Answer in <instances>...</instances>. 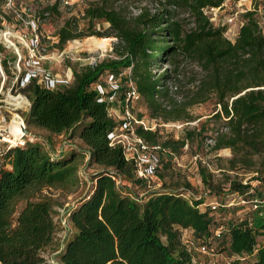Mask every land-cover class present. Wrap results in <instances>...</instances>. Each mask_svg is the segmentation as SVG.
Returning <instances> with one entry per match:
<instances>
[{
	"label": "trees",
	"instance_id": "trees-1",
	"mask_svg": "<svg viewBox=\"0 0 264 264\" xmlns=\"http://www.w3.org/2000/svg\"><path fill=\"white\" fill-rule=\"evenodd\" d=\"M114 1L102 0L90 6L86 15L109 22L121 43L118 58L76 70L69 84L50 87L37 74L21 79L22 91L31 102L27 122L53 134H77L87 146L89 163L101 167L92 175L91 190L69 212L73 235L57 263L45 257L44 250L54 243L57 230L54 203L46 191H71L77 186L74 153L53 154L39 141L0 149V264H199L181 239L183 229H191L198 242H209L210 252H215L212 239L226 226L220 218L227 209L217 218L199 209L203 198L187 199L162 190L140 197L125 191L123 180L134 184L144 180L137 176L136 165L126 158L123 147L112 144L109 138L120 124L110 112L115 105L111 99L120 95L121 104H129L127 91L133 86L154 115L180 117L182 111L169 114L163 104L169 98L166 84L171 75L167 69L156 75L154 69L164 61L172 62L175 68L185 60L200 66L203 76L189 104L215 99L219 108L215 117L222 126L216 129L212 149L229 148L232 156L226 169L240 170L249 177L246 184L232 181L230 190L249 194L251 200L264 196V189L258 191L251 185L253 180L264 182V31L259 7L244 14V24L231 40L224 28L204 13L206 6H219L223 0H163L162 9L144 11L132 21ZM57 10L56 3L45 8L46 12ZM179 10L192 18V28L187 29L177 18ZM76 29L75 22L66 21L58 33V46L82 36H109ZM4 65L9 72L8 62ZM127 68L130 74L124 77ZM105 73L133 85L101 92L98 82ZM1 80L0 76V85ZM136 133L171 153H180L187 141L161 140L157 131L142 124ZM7 161L11 168L6 167ZM200 174L203 181L212 175L204 167ZM226 223L220 237L226 238L229 264H264V203L257 209L251 207L245 218ZM259 237L262 243H258ZM256 247L251 260L234 258L251 254Z\"/></svg>",
	"mask_w": 264,
	"mask_h": 264
},
{
	"label": "rangeland",
	"instance_id": "rangeland-1",
	"mask_svg": "<svg viewBox=\"0 0 264 264\" xmlns=\"http://www.w3.org/2000/svg\"><path fill=\"white\" fill-rule=\"evenodd\" d=\"M102 0H85L74 6H65L61 0H17L16 6L21 11H27L30 15V26L20 22L13 16V9L9 8L5 0H0V14H6L7 21L0 24V28L11 27L20 37L11 39L15 46H7L6 42H0V134H7L9 122L15 113L22 118L27 130L24 135H31L37 141L45 144L46 148L53 154H65L69 156L74 153L75 164L78 166L79 181L71 191L61 189H51L46 191L52 198L55 210L56 233L54 243L44 250V255L51 262H58L60 251L67 240L73 235L74 227L69 219V212L81 197H83L93 186L92 175L101 170V167L90 164L87 148L80 141L77 134L66 132L63 134H53L49 131L29 124L26 113L30 108V100L22 91L24 86L21 82L22 76L26 81L28 74L39 76L40 81L52 79L57 85L69 84L74 80V72L87 65H94L98 61L106 58H118L121 50V43L115 31L110 27L109 22L89 18L86 10L90 6H97ZM165 1V0H164ZM163 0H116L114 6L119 8L123 15L129 20H134L136 16L144 11L155 13L162 9ZM58 4L57 12H46L49 5ZM259 7L258 18L261 28L264 31V0H231L226 2L217 14L211 19L216 26H221L225 30V36L235 40L241 26L244 24V14ZM45 17H42V16ZM177 18L182 20L185 27H193L192 18L185 11L179 10ZM75 22L77 31L88 33L98 31L108 33L109 36L100 37L96 34L82 36L68 40L63 47L58 46L59 31L66 24V21ZM19 33V34H18ZM26 34L22 39V35ZM100 38L98 40L97 38ZM4 62L9 64V72L6 71ZM169 70L171 77L167 81L169 88V98L163 100L164 106L169 110V114L175 110L182 111L179 118L175 114L154 115L144 100L138 95L129 98L127 91V102L123 106L120 102V95L115 99V105L110 109L112 116L119 122H125L128 113L132 118V126L136 129L142 122L149 130L158 132L161 140L186 139V144L181 148L180 153H171L168 149L161 147L160 165L156 174L143 179L142 184H134L126 180L122 181L124 190L145 197L153 190L172 191L183 194L187 199L203 198L204 202L198 205L199 209L209 211L217 218L221 217L222 210L224 216L220 221L225 223L231 219L245 218L251 208L249 194L239 193L230 190L232 181L248 183V175L240 170H228V159L232 156L229 148L213 150L214 136L216 129L222 126V122L215 117L218 111L215 99H210L204 103L190 105L189 102L196 91V86L203 76V72L197 62L185 60L178 68L172 62L164 61L158 68L154 69L155 74ZM130 74V68L124 69L122 76ZM101 90L105 93L112 89L133 85L131 81L124 83L120 77L111 79L109 73H105L101 81ZM23 96L26 101L20 105H15L9 101V96ZM184 110V111H183ZM11 129V128H10ZM9 129V130H10ZM191 134V137H190ZM28 136H24V139ZM0 149L7 150L14 146L1 140ZM3 162V161H2ZM12 165L7 161L6 167ZM207 168L212 175H208L203 181L200 168ZM121 183V182H120ZM191 186L188 188L187 184ZM264 182L259 180L251 181L254 189L262 191ZM254 189H251L253 191ZM242 199L246 203H242ZM218 202V209H212L211 204ZM233 202L234 205L227 206ZM227 204V205H226ZM223 228V227H222ZM222 235V234H221ZM193 238L194 233L191 235ZM218 237L212 239L215 252L203 253L193 251L195 260L199 264H227L228 253L224 249L226 238ZM263 242V238H258V243ZM208 244L207 242H204ZM220 244V246H219Z\"/></svg>",
	"mask_w": 264,
	"mask_h": 264
},
{
	"label": "built area",
	"instance_id": "built-area-1",
	"mask_svg": "<svg viewBox=\"0 0 264 264\" xmlns=\"http://www.w3.org/2000/svg\"><path fill=\"white\" fill-rule=\"evenodd\" d=\"M6 4L9 8L13 9V16L19 20L21 23L24 22L27 24V26H30V18L29 14L26 11H21L20 8L16 6L17 0H5ZM85 0H61V4L65 6H74L77 3H82ZM231 0H223L221 5L219 6H206L204 8V13L207 14L210 17V20L217 14V12L222 8L224 5H226V2ZM235 1V0H234ZM6 14H0V19L2 20L1 23L4 21H7ZM44 16V15H43ZM42 16V17H43ZM0 23V24H1ZM3 35L0 36V42L4 40L3 43L6 42L7 46H15V43L11 41V39L15 40V37H20V35H17L15 30L11 27L6 28H0V34ZM7 35V36H6ZM26 34H23L21 37L24 39ZM8 37V38H7ZM30 77V74L27 75V78ZM111 79H114L115 77L113 75H110ZM48 84L50 87L56 86V83L52 79H48ZM101 90V86H99ZM102 92V90H101ZM138 92L136 91L135 86L132 87V90L129 91V98H133L138 96ZM102 100V99H100ZM132 118L128 113V117L126 118L125 122L120 123L112 132L109 134V138L111 140L112 144H120L123 149L125 156L128 160H132L136 165V171L137 176L143 179H146L158 171L159 165H160V150L161 146L158 144H150L144 138L140 137L136 133V129L132 126ZM142 125L145 129H148L145 124L142 122ZM3 136V135H2ZM24 136H28L27 134H23ZM27 141H37V138L29 135L27 138L24 139V142L20 145H24ZM18 145V144H16ZM242 203H246L245 199H242ZM261 203H264V196L262 198H255L251 200V207L254 209H257ZM219 203L215 202L211 204L212 209H218ZM227 205V204H226ZM234 205L233 202L229 203L227 206ZM202 210V209H201ZM193 231L191 229H183L181 234V239L183 243L187 246V248L193 252V251H202L203 253H211L210 248L208 245L204 242H198L195 237L193 238L191 235ZM223 232V228H219L216 231V236L220 237ZM258 250V247H256L251 254H241V255H235L234 258H238L241 261H249L253 258V256L256 254ZM230 257H228L227 264H229ZM196 261V260H195Z\"/></svg>",
	"mask_w": 264,
	"mask_h": 264
},
{
	"label": "bare ground",
	"instance_id": "bare-ground-1",
	"mask_svg": "<svg viewBox=\"0 0 264 264\" xmlns=\"http://www.w3.org/2000/svg\"><path fill=\"white\" fill-rule=\"evenodd\" d=\"M1 35H3V32H2V34H0V36ZM9 101L15 105H20L22 102L26 101V99H25V97H23L21 95H19V96L10 95ZM24 125H25V123L22 120V118L18 115V113H15L12 120L9 122V126L7 127L8 133L3 134L1 140L6 141L12 145L23 143L24 138L22 136L24 134Z\"/></svg>",
	"mask_w": 264,
	"mask_h": 264
},
{
	"label": "water",
	"instance_id": "water-1",
	"mask_svg": "<svg viewBox=\"0 0 264 264\" xmlns=\"http://www.w3.org/2000/svg\"><path fill=\"white\" fill-rule=\"evenodd\" d=\"M24 133H27V130H26V128L24 127ZM0 137H2V135L0 134ZM18 145H20V144H18Z\"/></svg>",
	"mask_w": 264,
	"mask_h": 264
},
{
	"label": "crops",
	"instance_id": "crops-1",
	"mask_svg": "<svg viewBox=\"0 0 264 264\" xmlns=\"http://www.w3.org/2000/svg\"><path fill=\"white\" fill-rule=\"evenodd\" d=\"M80 141H82L81 139H80ZM82 143L86 146V144L82 141ZM86 148H87V146H86ZM11 168V167H10Z\"/></svg>",
	"mask_w": 264,
	"mask_h": 264
}]
</instances>
